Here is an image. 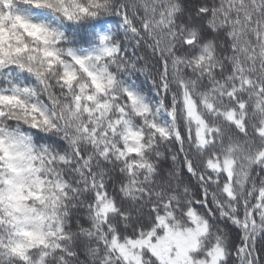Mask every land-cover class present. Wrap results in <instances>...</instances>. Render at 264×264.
Wrapping results in <instances>:
<instances>
[{"label": "snow or ice", "instance_id": "obj_1", "mask_svg": "<svg viewBox=\"0 0 264 264\" xmlns=\"http://www.w3.org/2000/svg\"><path fill=\"white\" fill-rule=\"evenodd\" d=\"M0 264H264V0H0Z\"/></svg>", "mask_w": 264, "mask_h": 264}]
</instances>
